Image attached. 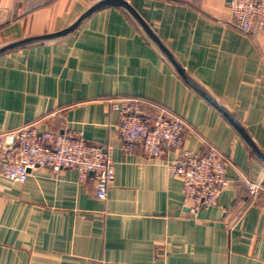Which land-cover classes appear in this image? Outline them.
I'll list each match as a JSON object with an SVG mask.
<instances>
[{
  "label": "crops",
  "instance_id": "crops-1",
  "mask_svg": "<svg viewBox=\"0 0 264 264\" xmlns=\"http://www.w3.org/2000/svg\"><path fill=\"white\" fill-rule=\"evenodd\" d=\"M126 98L227 157L216 207L190 214L176 153L122 150L107 100ZM28 125L109 150L115 181L102 200L75 168L0 176V264H264V191L247 185L264 189V35L229 0H0V133Z\"/></svg>",
  "mask_w": 264,
  "mask_h": 264
},
{
  "label": "built area",
  "instance_id": "built-area-1",
  "mask_svg": "<svg viewBox=\"0 0 264 264\" xmlns=\"http://www.w3.org/2000/svg\"><path fill=\"white\" fill-rule=\"evenodd\" d=\"M233 24L245 34L257 29L264 35V0H229ZM111 109L119 115L118 131L122 150L131 154L140 145L148 158L160 159L176 153L177 159L167 162L169 173L183 183L184 204L193 217L216 207L228 187L227 158L210 146L196 153L185 145L186 125L167 109L141 99H108ZM149 105V106H148ZM152 107L153 111H147ZM42 168L59 172L75 168L81 181L89 175L97 185V196L105 200L115 181L112 153L102 146L88 143L79 133L40 131L34 125L0 133V176L24 184L30 174ZM255 196L264 189L247 181Z\"/></svg>",
  "mask_w": 264,
  "mask_h": 264
},
{
  "label": "water",
  "instance_id": "water-1",
  "mask_svg": "<svg viewBox=\"0 0 264 264\" xmlns=\"http://www.w3.org/2000/svg\"><path fill=\"white\" fill-rule=\"evenodd\" d=\"M234 124V122H232ZM238 129L239 133H241L242 135L244 134V131L241 129V127H239L238 125L234 124ZM245 136V135H243Z\"/></svg>",
  "mask_w": 264,
  "mask_h": 264
},
{
  "label": "rangeland",
  "instance_id": "rangeland-1",
  "mask_svg": "<svg viewBox=\"0 0 264 264\" xmlns=\"http://www.w3.org/2000/svg\"><path fill=\"white\" fill-rule=\"evenodd\" d=\"M220 151V150H219ZM221 152V151H220ZM222 153V152H221ZM223 154V153H222ZM224 155V154H223ZM225 156V155H224ZM226 157V156H225ZM227 158V157H226ZM228 160V159H227ZM249 181H251V180H249ZM252 182H254V181H252ZM229 185V184H228Z\"/></svg>",
  "mask_w": 264,
  "mask_h": 264
}]
</instances>
